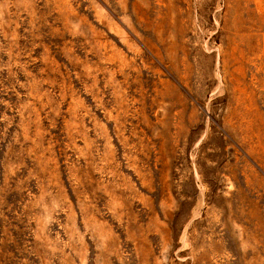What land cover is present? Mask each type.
<instances>
[{
  "label": "rangeland",
  "instance_id": "obj_1",
  "mask_svg": "<svg viewBox=\"0 0 264 264\" xmlns=\"http://www.w3.org/2000/svg\"><path fill=\"white\" fill-rule=\"evenodd\" d=\"M0 264H264V0H0Z\"/></svg>",
  "mask_w": 264,
  "mask_h": 264
}]
</instances>
